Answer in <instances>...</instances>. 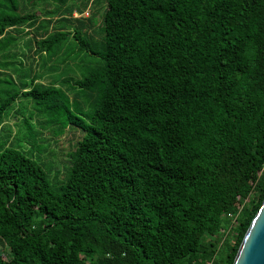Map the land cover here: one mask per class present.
<instances>
[{
    "label": "trees",
    "instance_id": "1",
    "mask_svg": "<svg viewBox=\"0 0 264 264\" xmlns=\"http://www.w3.org/2000/svg\"><path fill=\"white\" fill-rule=\"evenodd\" d=\"M103 3L97 49L74 9L46 19L52 34L0 11L2 67L23 37L33 59L69 35L99 60L73 81L80 114L35 75L0 101V130L32 96L75 140L58 180L0 139V264H232L264 199V0Z\"/></svg>",
    "mask_w": 264,
    "mask_h": 264
},
{
    "label": "rangeland",
    "instance_id": "2",
    "mask_svg": "<svg viewBox=\"0 0 264 264\" xmlns=\"http://www.w3.org/2000/svg\"><path fill=\"white\" fill-rule=\"evenodd\" d=\"M87 1L0 0V11L6 9L4 5L11 3L16 7L17 13L36 12L39 16L38 22H41L43 29L47 30L48 34H52L55 29L50 26L52 22L46 19L50 18L53 21L55 13L60 9L65 8V16L75 9L78 13L74 12V17H81L84 21L91 18L88 34L92 37L94 47L97 49L102 36L101 24L105 4L104 0H99L100 2L90 0L88 3ZM3 13L11 12L6 10ZM57 23L69 25V22L65 20ZM22 29L27 28L23 26ZM13 33L17 35L15 31ZM8 49L13 53L7 55L9 53L5 52L10 65L0 66V101L7 93L20 92L22 85H26L28 89L31 86V76L35 75L37 83L47 85L53 83L52 85L65 93L69 99L71 115L75 116L87 110L90 104L89 98L85 91L73 84V81L81 79L99 60L87 55V51L77 50L71 36H66L59 47H55L47 56L42 55L41 58L38 55L34 59L30 57L31 52L26 48L25 37ZM3 60L0 55V62ZM73 98H75L74 101H72ZM7 111L0 130V139H4L7 144L15 148L24 150L43 163L51 179L61 180L68 167L67 153L70 150V143L75 141L70 134L64 111L57 108L44 109L32 96L21 95L11 103Z\"/></svg>",
    "mask_w": 264,
    "mask_h": 264
},
{
    "label": "water",
    "instance_id": "3",
    "mask_svg": "<svg viewBox=\"0 0 264 264\" xmlns=\"http://www.w3.org/2000/svg\"><path fill=\"white\" fill-rule=\"evenodd\" d=\"M232 264H264V199L243 236Z\"/></svg>",
    "mask_w": 264,
    "mask_h": 264
},
{
    "label": "built area",
    "instance_id": "4",
    "mask_svg": "<svg viewBox=\"0 0 264 264\" xmlns=\"http://www.w3.org/2000/svg\"><path fill=\"white\" fill-rule=\"evenodd\" d=\"M236 216H237L236 212H229L226 214V217L230 220L229 226L227 227V231L232 230V228H234V226L236 224ZM224 238H225V234H224V236H222L221 241H223Z\"/></svg>",
    "mask_w": 264,
    "mask_h": 264
},
{
    "label": "crops",
    "instance_id": "5",
    "mask_svg": "<svg viewBox=\"0 0 264 264\" xmlns=\"http://www.w3.org/2000/svg\"><path fill=\"white\" fill-rule=\"evenodd\" d=\"M76 12V10L74 9L73 13Z\"/></svg>",
    "mask_w": 264,
    "mask_h": 264
}]
</instances>
